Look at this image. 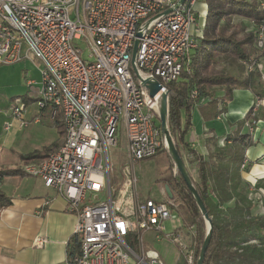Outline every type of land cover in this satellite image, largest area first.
<instances>
[{
	"label": "built area",
	"instance_id": "obj_1",
	"mask_svg": "<svg viewBox=\"0 0 264 264\" xmlns=\"http://www.w3.org/2000/svg\"><path fill=\"white\" fill-rule=\"evenodd\" d=\"M200 1L0 0V64L32 57L43 64L36 114L25 117L21 97L13 100L10 114L18 127H26L46 110L51 120L59 115L64 129L57 147L21 169L62 196L75 217L66 264H165L147 247V233L170 241L186 264H194L196 227L185 222L182 203L167 194L162 199L139 198L132 168L165 149L157 105L160 91L150 95L142 80H157L164 89L189 71L199 46ZM168 8L173 10L164 13ZM261 30L256 46L263 51ZM76 41L87 47L86 58ZM258 56L244 61L248 73L264 60V54ZM189 97L200 99L196 87ZM259 103L253 102L252 114ZM121 135L123 168L116 171L111 154ZM248 164L244 159L241 168ZM42 242L38 239L36 245ZM248 242L263 246L257 239Z\"/></svg>",
	"mask_w": 264,
	"mask_h": 264
},
{
	"label": "trees",
	"instance_id": "obj_2",
	"mask_svg": "<svg viewBox=\"0 0 264 264\" xmlns=\"http://www.w3.org/2000/svg\"><path fill=\"white\" fill-rule=\"evenodd\" d=\"M206 14L200 27L199 46L190 58L189 71H184L177 81L167 84L168 109L167 123L170 135L176 148L184 159L180 145L184 146L193 164L195 175L189 171L193 186L203 201L208 215L212 220V231L205 253L203 264H264L263 247L249 243L251 238L264 239V215L253 213L255 202L248 196L250 184L241 177V164L245 159L244 151L253 144L252 132H235L228 135L222 146L218 145L217 136L205 138L209 147L207 155L199 154L195 149L183 141V137L191 124V110L196 104L190 99L189 90L196 87L199 98L208 97V101L201 111L204 119L213 118L226 111V106L232 98V90L236 88L250 89L256 98L264 97V83L261 82L260 72L248 75L242 74L240 61H248L255 53L258 32L264 33V0H205ZM241 17L255 25L247 30L244 21L232 22V18ZM264 54V49H263ZM237 63L240 74H232L222 67V61ZM224 87L222 96L212 97L210 89ZM256 87H263L256 91ZM24 98L25 106L34 99ZM256 113L250 108L244 119L237 121L239 127L248 120L247 125L253 129L252 120H257ZM52 127H56L60 136L64 129L59 121V115L52 120ZM60 143L53 141L40 150H33L19 154V159L25 163L38 161L48 155L51 149ZM169 166L166 173L157 178V182L168 185L172 195L182 203V214L189 224L196 227L194 243V264L208 231L198 204L190 193L180 172L166 149ZM157 153V154H158ZM25 175L21 167L0 169V178L7 176ZM257 187V185H256ZM232 201V203H231ZM10 197L0 188V210L10 204ZM182 262L186 264L183 255Z\"/></svg>",
	"mask_w": 264,
	"mask_h": 264
},
{
	"label": "crops",
	"instance_id": "obj_3",
	"mask_svg": "<svg viewBox=\"0 0 264 264\" xmlns=\"http://www.w3.org/2000/svg\"><path fill=\"white\" fill-rule=\"evenodd\" d=\"M197 9L205 17L206 3H198ZM29 61L15 63L19 64L17 68L18 76L20 74L19 82L24 84L20 85L22 94L12 97L11 104L15 97H21L24 101L23 95L28 99L36 98L37 89L40 86V71H38L37 80L29 76L27 67L23 66ZM258 69L264 81V63H260ZM28 81H32V84L29 85ZM221 94L223 89L217 90L214 97ZM207 101L208 97L203 96L193 106L191 124L183 137V141L190 148L204 156L207 155L209 147L213 149L212 145L205 143L206 137L215 134L218 145L222 146L226 136L233 135L236 131H250L246 125L247 121L240 127L237 121L244 119L256 98L249 89H233L226 111L216 117L204 119L201 111L205 109L203 106ZM260 102L256 110L258 119L253 120L254 123L257 121L256 128L252 129L253 144L244 151L245 159L249 164L241 169V177L250 184L248 196L255 202L253 213L256 215H264V100ZM33 105L35 106L34 101L29 102L25 110ZM9 113L7 109L6 114L10 117L4 120L10 126L6 128L5 122L0 133V169L21 167L23 162L19 159V154L41 149L15 152L12 144L15 141V135L20 133L22 127H18L17 121ZM44 113L49 116L46 110L43 111L42 116ZM32 114L30 119L36 114V106ZM44 123L52 127L50 117ZM5 128L9 131H5ZM53 141H56V138L42 147ZM183 156L188 172L195 175L194 165L187 161L189 155L186 153ZM0 188L11 200L8 206L0 210V264H66L68 252L73 247L71 236L75 217L67 211L63 197L56 194L53 189L45 187L40 178L27 174L0 178ZM160 197V199L164 198L162 192ZM38 239L43 240L41 245H36Z\"/></svg>",
	"mask_w": 264,
	"mask_h": 264
},
{
	"label": "rangeland",
	"instance_id": "obj_4",
	"mask_svg": "<svg viewBox=\"0 0 264 264\" xmlns=\"http://www.w3.org/2000/svg\"><path fill=\"white\" fill-rule=\"evenodd\" d=\"M202 2H205V0L200 1V3ZM196 9H197V5H196ZM197 11H198V16H197L196 26L199 27L200 29V27L202 26L204 22V17L202 16L201 11H199V9H197ZM241 20L246 23L247 30H252L255 28V25L247 19L236 17V16L232 18V22H238ZM76 45L81 49V52H82L80 54L81 57L86 58L87 57V47L85 46V44L82 41H76ZM254 48H255V53L252 55L253 57H257L258 55L263 54L262 48L261 49L258 48L256 46V43L254 44ZM32 58H33V61L30 60L29 63H26L23 66L27 67L28 73H29L28 75L33 78H36L37 80L39 77L38 71H40V69L43 67V64L38 59L34 57ZM258 62L259 63L255 66V69L253 72L259 71L258 66L260 65V63H264V60L261 58L260 60H258ZM239 63L243 67L242 68L243 75H248L252 73V72L248 73V71H246V68L244 66V61L242 62L240 61ZM1 65L2 66H0V122H1L0 123V133L2 131V127L5 124H7L4 118L10 117V116H7L6 111L8 109V111L10 112L9 106L11 104L10 103L11 98L16 95L22 94L23 91H22V88H20L21 87L20 85L24 84V83L19 82L20 74L19 76L17 74L18 72L17 68L19 64H13V65L12 64L10 65L1 64ZM218 65H219L218 67H222L225 70L231 72L232 74L238 75L241 73L238 70L237 63H229L223 60ZM40 79H41V76H40ZM260 79H261V74H260ZM261 82L264 83L262 79H261ZM262 88L263 87H256V91L260 92ZM219 89H223V93H224V87L215 86L210 89V92L213 95L212 97H214L215 92ZM222 95L223 94L218 95V96H222ZM15 98H13V100ZM256 99L263 101L264 97L256 98ZM34 107L35 106L33 105L30 108L29 107L26 108L25 117L27 119H30L31 116L33 115L32 113L34 111ZM256 110H258V108H256ZM48 120H49V116L45 115L44 113V115L40 118L39 122H36V123L30 122V124H28L26 127L20 128V133L15 135V141L12 144V148L15 150V152H25V151L32 150L35 148H42L43 145L48 144L50 141H52L55 138H56V141L61 143L62 136L59 135V133L56 130V127H48L45 125L44 122ZM245 122L247 125L248 120H245ZM256 125H257V121L254 123V129L256 128ZM248 128L250 129L249 126ZM4 130L7 131L8 129L5 128ZM122 139L123 137L121 135L118 148L114 149L113 153L111 154V157L116 163V166H115L116 171H119L120 168L122 167V165L120 164L122 153L124 151V144L123 142H121ZM180 148H181V152L183 153V155H185L187 152L184 149V146L180 145ZM117 157H119V159H117ZM168 166H169V160L166 156L165 151H162L153 157L142 159L134 163L132 170H133L134 177L137 180V190L139 193V198L150 197L153 199H160L162 190H163L162 194L165 197L166 193L164 192V189H163L164 185L161 183L160 185L159 182H157V178L160 175H164L166 173V169L168 168ZM126 202H127V198L126 196H124V203ZM182 210H183L182 205H180L181 213H182ZM185 222L187 223V221ZM175 223L177 222H174L173 224ZM165 226H166V231L170 232L171 223L167 221L165 223ZM145 239H146L147 247L151 251L156 252L158 256L164 261L165 264H176L177 261L178 262L183 261L182 256L179 257L176 246L170 241L165 240V239L155 240L153 238L152 233H147L145 235ZM251 239L255 240L256 238H251ZM259 241L262 242L263 246L261 247H263V253H264V239L259 240Z\"/></svg>",
	"mask_w": 264,
	"mask_h": 264
},
{
	"label": "water",
	"instance_id": "obj_5",
	"mask_svg": "<svg viewBox=\"0 0 264 264\" xmlns=\"http://www.w3.org/2000/svg\"><path fill=\"white\" fill-rule=\"evenodd\" d=\"M184 0H179L178 4H181ZM176 5V7L178 6ZM173 9L168 8L164 11V13H169ZM138 41L136 40L133 45L132 49V59L135 56L136 49H137ZM142 84L146 86L149 90L150 95H154L155 93L159 92V96L157 99V105H158V113H159V120H160V127H161V135L164 140L165 149L167 150L169 156L171 157L175 168L180 172L183 180L185 181L190 193L192 194L193 198L195 199L196 203L199 206V209L202 213V216L205 220V222L208 225V231L206 233V236L204 238V241L202 243V246L200 248L196 264H203L205 253L209 244L210 235L212 231V220L211 217L208 215L207 210L205 208V205L203 201L201 200L199 194L197 193V190L192 184L189 172L185 166V163L179 154L176 145L170 135L168 123H167V109H168V88L162 89V85L157 80H151V79H143ZM164 189L169 197L172 196V193L168 187V185H164Z\"/></svg>",
	"mask_w": 264,
	"mask_h": 264
}]
</instances>
